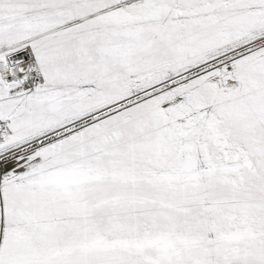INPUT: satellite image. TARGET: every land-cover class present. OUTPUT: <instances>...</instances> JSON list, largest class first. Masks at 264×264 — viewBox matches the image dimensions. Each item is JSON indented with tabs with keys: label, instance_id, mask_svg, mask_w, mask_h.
<instances>
[{
	"label": "snow or ice",
	"instance_id": "6c2138e0",
	"mask_svg": "<svg viewBox=\"0 0 264 264\" xmlns=\"http://www.w3.org/2000/svg\"><path fill=\"white\" fill-rule=\"evenodd\" d=\"M0 264H264V0H0Z\"/></svg>",
	"mask_w": 264,
	"mask_h": 264
}]
</instances>
